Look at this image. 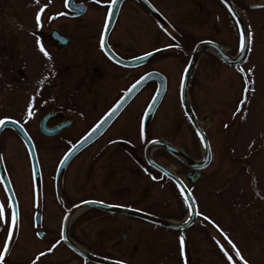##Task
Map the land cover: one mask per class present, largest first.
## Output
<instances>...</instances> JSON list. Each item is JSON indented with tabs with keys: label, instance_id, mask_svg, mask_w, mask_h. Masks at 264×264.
I'll list each match as a JSON object with an SVG mask.
<instances>
[{
	"label": "rangeland",
	"instance_id": "374dc122",
	"mask_svg": "<svg viewBox=\"0 0 264 264\" xmlns=\"http://www.w3.org/2000/svg\"><path fill=\"white\" fill-rule=\"evenodd\" d=\"M63 1L0 0V118L16 120L26 128L46 180L45 191L35 197L27 146L16 132L3 130L1 162L14 186L19 228L24 229L15 253L39 247V242L28 235V229L38 226L33 222L36 212L42 214L38 228L54 234L61 229L66 209L86 199L182 221L189 211L177 187L148 166L157 181L145 174V145L150 139H163L192 159L202 160L203 144L181 106L183 73L198 42L215 41L231 56L239 52L240 31L217 0H153L166 21L162 32L141 10L135 17L126 15L130 9L126 6L128 10L122 13L113 40L128 57L156 48H166L165 52L142 68L131 70L129 78L126 70L117 67L104 69L102 74L92 69L89 74L83 73L82 59L69 61L64 53L49 50L36 35L40 30L36 13L43 5L47 7L41 18L51 20L54 27L64 24L67 12ZM233 1L253 36L246 60L237 69L206 51L188 85V102L206 131L211 151L204 176L190 188L199 213L196 224L177 232L142 220L87 210L71 224V235L78 243L127 264H183L179 245L183 235L187 264H227L217 244L219 241L229 248L224 239L227 235L249 264H264V0ZM104 10L94 2L81 20L99 17L101 22ZM38 40L51 60L40 52ZM241 68L247 75L239 71ZM151 70L164 74L168 85L149 124L147 140H141L140 122L155 93L154 85L146 87L107 133L71 163L61 198L52 182L69 143L92 126L134 79ZM245 79L250 88L248 101L238 114ZM32 97L34 115L27 118ZM50 111L72 116L75 125L59 137H45L39 131V121ZM152 156L181 178L186 176L188 168L165 150L156 149ZM0 202H8L1 184ZM49 258L51 264H82L63 246L56 247Z\"/></svg>",
	"mask_w": 264,
	"mask_h": 264
},
{
	"label": "water",
	"instance_id": "95a60500",
	"mask_svg": "<svg viewBox=\"0 0 264 264\" xmlns=\"http://www.w3.org/2000/svg\"><path fill=\"white\" fill-rule=\"evenodd\" d=\"M71 1L72 0L67 1L68 9H70L71 11H76V9H79V11H76V12H78V15H82L86 10L85 5L80 4L77 6H73L71 4ZM123 1L124 0H117V3L111 9L110 18L107 15L106 34L110 31V29L114 25L118 11H119L120 6H121ZM140 1L149 10H151L154 14H156V11L154 10V8L150 5V3L147 0H140ZM221 1L228 8V10L231 9V11H229V12L232 14L234 19L236 20L240 31L241 32L248 31L247 24H246L244 18L242 17V15L238 11V9L236 8V6L232 2V0H221ZM52 36L56 40L61 41L60 37H62V36L59 34V32L54 31L52 33ZM60 44H62V43H60ZM209 50L214 51L217 54V56L219 57V59L223 63H225L226 65L235 66V67H238L240 64H242L245 61L246 56H247V52H248L247 51L243 56H240L238 53L236 55V57H231L230 55L226 54L218 45H216L213 42H209V41L200 42L194 48V51H193L191 58H190V61H189L188 65H187V67L183 73V77H182L183 86L181 83V89H180L181 105H182V108L185 112L186 117L188 118L190 124L192 125V127L194 128L196 133L197 134L200 133V135H198V136L201 139L202 144L204 146L203 160L202 161H196V160L192 159L191 157H189L188 155H186L180 149H178V148L172 146L171 144L164 142L162 140L150 141L147 144L145 151H144V158L150 166H152L153 168H155L156 170H158L159 172H161L162 174L167 176L178 187H179V185L183 186V195H184L185 199L188 198L189 204L193 201V199L189 193L187 186L182 182V180L177 175H175L170 170H168L165 166H163L162 164L157 162L152 157V152L155 149H163V150L167 151L169 154L178 158L180 161H182L190 169V172L186 175V178L190 183L195 182L196 180H198L200 177L203 176L202 171L205 170L210 163L211 151H210L208 139H207L205 133L203 132V130L200 126V123H199L191 105L188 102L187 90H188V84L190 81V77L192 75V72H193L200 56L204 52L209 51ZM105 53L107 54L108 57L110 55L113 56V58L111 59L112 61L116 62L117 64H119L121 66L127 67V68H136V67L144 64L145 62L149 61L155 55V53H151V55H143V56H140L138 58L131 59V60H122V59L118 58L115 54H113L112 51L108 47L105 49ZM141 57H145V58L140 59ZM138 81H141V83H139L138 87L136 88V90L134 92H132L131 95H127V91H126L123 94V96L115 103V105L106 113V115L83 138H81L77 143L74 144L77 147L75 148L74 151H72L71 155L69 156V158L66 161H64L65 156L63 157L62 161H64V162L63 163L60 162L59 167H58V171H57V176H59L66 169L68 164L71 162V160L77 154H79L82 150H84L86 147L91 145L93 142H95L98 138H100L104 134V132L110 127V125L121 114V112L127 107V105L135 98V96L144 88V86H146L147 84H149L151 82H156L158 87L156 89V92H155L151 102L149 103L147 109L145 110V113L143 115L142 122H141V127L143 126V129H144V137L142 139L143 140L146 139L147 127H148L149 123L151 122L152 118L154 117V114H155L156 110L158 109L159 105L161 104V102L164 98V95L166 93L167 79L163 74L154 71V72H149L146 75L142 76ZM117 108H118V110L115 111V114L111 115L109 118V114L112 112V110L117 109ZM55 116H57V113H49L41 120L40 130L43 134H45L47 136H54V135L60 133L62 130H64L65 128L68 127V124L66 122H64V123H61V124L55 126L54 128H50L48 126V122H49V120H51ZM11 121L12 120H8V121H6V123L4 125H0V135L5 128H12V129L16 130L21 135V137L23 138V140L26 143V146H27V149L29 152V156L31 159L32 169H33V173H34V179L37 183V180L39 178V165H38V160H37V155H36L34 143L31 140V138L29 137V135L27 134V132L25 131V129L19 123H17V122L12 123ZM97 128H98V130L93 132V130L97 129ZM25 133L27 135H25ZM89 136H90V138H88ZM202 137H203V139H202ZM68 153H69V151L66 154H68ZM0 178H2V180H3L2 184H3L4 190L6 187H9V186L11 188V192H7V193L5 192L8 199H9V196L12 195V193H14V192H13L10 180H9L8 176L6 175V173L2 167L1 162H0ZM180 190H181V188H180ZM14 199L16 201L15 196H14ZM92 202L93 201H87L84 203H80V204L74 206L67 213V215L64 219V222H63L62 233L64 235V239H63L64 243H66L68 246H70L75 252H77L79 255H81L85 259L96 262L98 264H116V261L108 260V259L101 258V257L91 256V255L87 254L86 252L82 251L78 246H76L70 240V238L68 236V228H69L71 219L74 216V214L80 210H84L87 208H96V209L105 211V212L110 213V214H116V215L132 217V218H138L141 220H145V221L154 223L155 225H158V226H161L164 228H168V229L177 230V231H182V230L189 228L194 223V221L196 220V214H191L186 222L174 223L172 221L164 220V219L158 218L156 216H153V215L141 212V211H136V210L127 209V208H121V207H117V206H109V205H105V204L98 203V202H94V203H92ZM16 203H17V201H16ZM192 207L195 209V212H196L195 204L192 205ZM39 220H40V215L37 214L36 215V222L38 223Z\"/></svg>",
	"mask_w": 264,
	"mask_h": 264
},
{
	"label": "flooded vegetation",
	"instance_id": "af4514ba",
	"mask_svg": "<svg viewBox=\"0 0 264 264\" xmlns=\"http://www.w3.org/2000/svg\"><path fill=\"white\" fill-rule=\"evenodd\" d=\"M105 1L104 2H100V3L98 2V5L101 8V10L105 9L104 13H103L102 21L100 22L99 21V17L94 19V20H90V21H82L81 20V17H83L87 13L88 9L93 5L94 2H96V0H73L72 1V5H77V4L83 3L86 6L85 13L83 15H80V16L77 13H74V12L68 10L67 6H66V0H64L63 1V6H64V9L67 12V14H66L67 20L64 22V24H61L58 27H54V26H52L53 22L51 20L48 21V20H44L43 18H41V25L39 26L40 30L37 31L36 35L39 37V40L41 41V43L43 45H46V47L49 50H52V51H55V52L64 53L66 55V58L69 61L70 60H76V61L80 62V59H82L83 60L82 69H83V71H85L83 73L89 74L93 70V73L102 74L104 69H108L109 67L110 68H112V67L116 68L117 67V68L126 70L127 71L126 76H127V78H129L130 75H131L130 74L131 70L126 69L125 67H122V66L114 63L106 55L105 51L102 50L101 47H100V36H101L102 32L104 31L105 22H106V16H107V13L109 11L108 4L111 2V0H107L106 2ZM217 1L220 2L219 0H217ZM148 2L154 7V9L157 11V14H154L153 12H151L139 0H124V2L122 3V5L120 7V10L118 11L117 18H116V21L114 22V25L112 26L110 31L107 33V36H106V45H107V47H109V49L118 58H120L122 60H130V59H133V58H136V57H139L141 55L146 54V53H143L141 55L128 57L127 54H126L127 52L120 50L116 46V43H114L113 36H114L115 31H116L117 24L119 23L120 17L122 16V13L124 12V10H128V9H126V6L127 7L129 6V8H130L126 15L135 17L136 13L141 10L145 17H146V15H149V17L151 18L150 22L153 25L158 26L159 27L158 29L162 32V27L165 24L163 19H162V13L158 9V7L155 5L153 0H148ZM53 31H58L60 33V35L63 36L61 38V41L55 40L53 38V36H52V32ZM60 43H62V44H60ZM165 50H166V48H156V49H153V50H151V51H149L147 53L156 52V55L154 56V57H156L157 55H161L162 53H164ZM145 65L146 64H144L142 66H145ZM142 66L139 67V68H142ZM148 72H150V71H148ZM146 73L147 72L141 74L139 77L134 79L127 87H130L133 82H135L137 79H139L141 76H143ZM150 85H154V87H157L156 83H151V84H149V85H147L145 87H148ZM109 109L105 110L104 113L99 117V119L102 118V116ZM54 112H57L58 115L49 122V126L54 127L57 124L66 122L68 124V127L65 130H63L61 133H59L56 136H54L53 138L63 135L64 133H66V131L67 132L70 131L72 129V127L75 125V120L72 118V116H70V115H68L66 113H63L61 111H54ZM52 122H54V123H52ZM94 124L92 126H90L83 134H81L80 137L77 138V140L80 139L82 136H84L94 126ZM147 135H148V131H147ZM74 142H72V143L70 142L69 143L68 148L63 152L61 158L64 156L66 151L69 149V147ZM88 149H89V147L86 148L84 151H82L79 155H77L72 160V162L75 161L77 159V157H79L83 152H85ZM38 160H39V158H38ZM71 163H70V165H71ZM39 166H40V177H39V179L37 181V187L34 188V186H33L34 196L35 197L41 196L43 191H45V189H46V180L44 179V173L42 172L40 161H39ZM57 166H58V164L55 167V173H54V176H53V182H52L53 183V188H54V191L56 193L59 190L61 198H64V197H62L64 195L63 191L66 190V188L64 187V176H65V173H66V171H67L69 166L60 175L59 179L55 180ZM144 167L143 168H144L145 174L149 176L151 181L156 182L157 179H153V177H155L154 173H156V174H158V173L156 171L152 170V169L151 170L154 173L150 172L147 169L146 165ZM33 185H34V182H33ZM13 188H14V186H13ZM14 192H15V190H14ZM15 195H16V192H15ZM16 198H17V196H16ZM86 200H90V199H86ZM82 201H84V200H82ZM68 209H70V208H68ZM68 209H66L65 214H66ZM36 213H39V212H36ZM36 213H35V215H36ZM35 215H34L33 222L36 224ZM39 215H40V222L37 224L38 226L41 225V223H42V214L39 213ZM38 226L33 227L31 229H28L30 231V233L28 235L31 237V239L35 238V240L37 242H39L38 243L39 247L33 248L32 250H30V252H29V250L28 251L23 250L20 253H15L17 251L14 249V247L18 244L20 238L22 236H24V233H21L24 229L19 228L18 235L14 238V243L12 244L9 253L6 254L5 264H30V262L37 256V254L39 252H42V251L46 252V250L48 248H50L53 244H57L56 247H58V246L65 247L82 264H98L96 262H92V261L84 259L79 254H77L74 250L70 249L69 246L64 244L62 242V240H61L62 228L60 230L56 231L54 234H50L46 230H43V231L40 230L38 228ZM37 233H39V235H37ZM4 237H5V234L3 235L2 233H0V248H2V246H3ZM69 237L71 238V240L73 242L78 244L79 247H81L83 250H85L90 255L101 256V257H104V258L106 257V256L99 255L97 252L91 250L90 247L78 243L75 240V238L72 237L70 230H69ZM58 241H59V243H57ZM53 251L50 252V253H47L45 256L41 257L37 261V264H51L52 261L50 260L49 257H50V255H52ZM31 252H33V253H31ZM106 258H109V257H106ZM59 264H67V261L66 262L65 261H61V262H59Z\"/></svg>",
	"mask_w": 264,
	"mask_h": 264
},
{
	"label": "snow or ice",
	"instance_id": "6c2138e0",
	"mask_svg": "<svg viewBox=\"0 0 264 264\" xmlns=\"http://www.w3.org/2000/svg\"><path fill=\"white\" fill-rule=\"evenodd\" d=\"M36 3H39V0H35ZM96 2L98 3L99 0H96ZM49 3H51V0H49ZM67 3V0H66ZM117 3V0H111V2L108 4V8H109V13L108 16L110 18L111 16V9L113 8V6ZM47 7V5H43L41 7H39L37 13H36V22H37V26L41 25V14L45 12V8ZM256 7V6H254ZM76 11H79V9H76ZM229 11H231V9H229ZM59 15H64V13H57L56 16ZM52 18H56V17H50V19ZM106 29H107V21L105 23V31L102 32L101 36H100V47L102 50H105L107 48L106 45ZM252 40H253V36L251 31H245V32H240L238 35V51H239V55L243 56L247 51L251 50V45H252ZM37 45L39 46V50L40 52L43 53V55L48 58L49 60H51V57L49 55V53L47 51H45V48L40 45V41H37ZM176 47H179V45H176ZM146 55H151V53H148ZM110 59L113 58V56H109ZM145 57H141L140 59H144ZM239 71L242 74H245L244 69L241 68L239 69ZM251 73V69L248 70V74ZM247 75V74H245ZM46 79V77H45ZM143 79V78H142ZM40 84H43V80L39 82ZM139 83H141V81H137L136 83H134L128 90H127V95H131L132 92H134L136 90V88L138 87ZM182 86H183V80H182ZM250 90L249 88V81L247 79H245L244 82V90L242 92L241 95V99L239 101V104L237 106L236 109V113H241L243 106L247 103L248 101V97H247V92ZM254 91V89H251ZM35 97H32L30 99V102L28 104L27 107V111H26V117L27 118H31L34 115L33 112V102ZM117 109H113L112 112L109 114V118L111 115L115 114V111H117ZM10 118L5 117V118H0V125H4L6 123V121H8ZM12 123H16V121L12 120ZM26 122V121H25ZM97 129H94L93 132H95ZM141 137H144V129L143 126L141 127ZM25 135H27L25 133ZM198 135H200V133H198ZM90 138V136L88 137ZM203 139V137H202ZM77 146L73 145L72 148L69 149V153L65 155L64 157V161H66L69 156L71 155L72 151L75 150ZM3 160V157L0 156V161ZM64 161H61V163H63ZM153 179H156V177H153ZM0 183H3L2 178H0ZM179 187L181 188V193L183 194V186L179 185ZM5 192H11V188L6 187L5 188ZM15 194L12 193V195L9 196L7 205H5L3 202H0V232H5V237H4V241H3V246L2 248H0V264H5V257L6 254L9 253L10 248L12 246V244L14 243V238L18 235V231H19V220H20V212H19V206L16 203L15 199H14ZM94 203V201L92 202ZM185 203L189 204V200L188 198L185 199ZM195 201H192L189 204V214H196L199 215V213L195 212V209L192 207V205H194ZM204 220H207L209 223H213L209 217L204 216L203 217ZM6 226V231H5V227ZM214 227H217V230L219 231L218 226L213 225ZM37 235H39V233H37ZM222 235H224L222 233ZM64 239V235L63 233H61V240ZM215 239V238H214ZM224 239L227 240L228 245H230L229 248H225L224 245L220 244L219 241H217V244L220 248V251L223 253V256L226 258L227 260V264H249V262L243 257V255L241 254L240 250L237 248L236 244L227 237V235H224ZM59 243V241L57 242ZM179 245H180V256L182 258L183 264H187V259L185 257V238L183 235H181L179 237ZM57 244H53L50 248H48L45 251L39 252L37 254V256L30 262V264H37V261L45 256L47 253L52 252L55 248H56ZM231 253V254H230ZM234 254V255H233ZM116 264H123L122 261H116Z\"/></svg>",
	"mask_w": 264,
	"mask_h": 264
},
{
	"label": "bare ground",
	"instance_id": "6f19581e",
	"mask_svg": "<svg viewBox=\"0 0 264 264\" xmlns=\"http://www.w3.org/2000/svg\"><path fill=\"white\" fill-rule=\"evenodd\" d=\"M207 52H211V50L210 51H207ZM156 150V149H155ZM155 150H153V152L155 151ZM204 156V155H203ZM84 211H86V210H80V211H78V212H76L75 214H74V216L72 217V219H71V221H73L74 219H76L82 212H84Z\"/></svg>",
	"mask_w": 264,
	"mask_h": 264
}]
</instances>
